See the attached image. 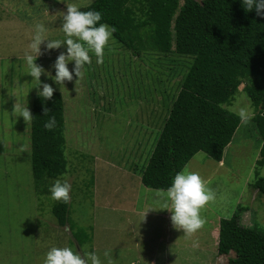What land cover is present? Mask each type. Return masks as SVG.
Here are the masks:
<instances>
[{
  "label": "rangeland",
  "instance_id": "obj_1",
  "mask_svg": "<svg viewBox=\"0 0 264 264\" xmlns=\"http://www.w3.org/2000/svg\"><path fill=\"white\" fill-rule=\"evenodd\" d=\"M69 1L0 0V264H228L216 246L221 218L245 206L241 222L264 232V195L252 187L264 176L262 142L245 83L224 105L242 122L222 164L199 151L172 189L149 188L140 170L183 74L174 73L190 61L135 56L107 24L91 39L65 21L90 1ZM53 92L63 98L67 171L38 189L32 103ZM64 198L61 226L53 206Z\"/></svg>",
  "mask_w": 264,
  "mask_h": 264
},
{
  "label": "trees",
  "instance_id": "obj_2",
  "mask_svg": "<svg viewBox=\"0 0 264 264\" xmlns=\"http://www.w3.org/2000/svg\"><path fill=\"white\" fill-rule=\"evenodd\" d=\"M83 2L89 3L69 13L80 20L72 16L65 21H75L85 36L92 39L100 26L107 24L112 36L135 56L154 50L179 58L177 66L190 61L186 72L177 68L174 73L183 72L177 91L167 98L171 104L149 161L140 170L145 186L172 189L179 173L199 151L217 161L223 159L242 122L239 114L224 105L231 103L242 83L262 142L257 164L264 165V0ZM48 9L45 5L44 11ZM64 129L60 93L36 94L30 137L31 167L38 189L67 171ZM252 187L264 195V176ZM246 210L239 206L232 217L221 218L216 246L219 254L229 258L228 264H264V232L241 223ZM53 213L59 225L67 224L66 198L54 204Z\"/></svg>",
  "mask_w": 264,
  "mask_h": 264
},
{
  "label": "crops",
  "instance_id": "obj_3",
  "mask_svg": "<svg viewBox=\"0 0 264 264\" xmlns=\"http://www.w3.org/2000/svg\"><path fill=\"white\" fill-rule=\"evenodd\" d=\"M221 161H222V160H221ZM221 161H219V162H220L219 164H222ZM133 209H136V208L133 207ZM214 230H215V231H213L212 234H214V236H216V235H215V233H216V229H214Z\"/></svg>",
  "mask_w": 264,
  "mask_h": 264
},
{
  "label": "clouds",
  "instance_id": "obj_4",
  "mask_svg": "<svg viewBox=\"0 0 264 264\" xmlns=\"http://www.w3.org/2000/svg\"><path fill=\"white\" fill-rule=\"evenodd\" d=\"M247 211V210H246ZM242 223V222H241ZM243 224V223H242ZM245 225V224H244ZM249 226V225H248Z\"/></svg>",
  "mask_w": 264,
  "mask_h": 264
}]
</instances>
